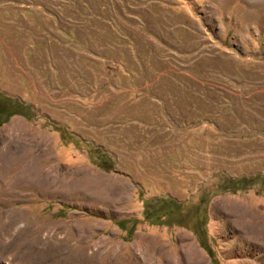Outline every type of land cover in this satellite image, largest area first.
<instances>
[{"label":"rangeland","instance_id":"obj_1","mask_svg":"<svg viewBox=\"0 0 264 264\" xmlns=\"http://www.w3.org/2000/svg\"><path fill=\"white\" fill-rule=\"evenodd\" d=\"M0 93V264H264V0H0Z\"/></svg>","mask_w":264,"mask_h":264},{"label":"trees","instance_id":"obj_2","mask_svg":"<svg viewBox=\"0 0 264 264\" xmlns=\"http://www.w3.org/2000/svg\"><path fill=\"white\" fill-rule=\"evenodd\" d=\"M28 108V105L20 102L16 98L9 97L8 95H4L0 93V126L5 123L12 115L15 114H24V111ZM55 129L60 130L61 132L63 131V127L57 126ZM62 138H64L62 136ZM91 150L92 155L90 156L91 158H94L96 165L103 169V170H109L113 166V162L110 159V156L104 152L101 148L98 147H92ZM257 176L253 177H236V178H229L225 179L224 182V188L229 189L230 191H236L239 189H244L247 185L251 184L256 180ZM163 200L166 204H170L169 207L178 208L179 203L177 201L171 200V199H150V200H143V205H144V210H143V215L146 219L151 218V211H149V206L152 202L155 201H161ZM164 206V205H162ZM158 211V210H157ZM160 212V211H158ZM206 250H208L207 247L204 246Z\"/></svg>","mask_w":264,"mask_h":264},{"label":"bare ground","instance_id":"obj_3","mask_svg":"<svg viewBox=\"0 0 264 264\" xmlns=\"http://www.w3.org/2000/svg\"><path fill=\"white\" fill-rule=\"evenodd\" d=\"M252 231V229H251ZM256 233V232H255ZM151 245V244H150ZM155 245V244H154ZM53 246V245H52ZM155 251V247H153ZM161 248V247H160ZM159 248V249H160ZM61 250V249H60ZM99 250V249H97ZM96 250V251H97ZM162 250V249H161ZM83 251V250H82ZM57 252V250H56ZM67 252V251H66ZM95 253V252H94ZM162 253V252H161ZM93 254V253H92ZM160 254V253H159ZM51 260L50 264H93V255H90L89 257L86 258L85 254L81 253L80 255L78 254H70V255H63L62 252H57L56 254H51ZM164 255V254H163ZM137 256V255H136ZM165 256V255H164ZM137 258V257H135ZM177 258V257H176ZM139 259V258H137ZM142 260V259H141ZM159 260V259H158ZM164 260V259H163ZM166 260V259H165ZM108 264H116L115 260L109 258L107 260ZM136 262V261H135ZM168 262V261H167ZM165 263V262H164ZM132 264V263H131ZM137 264V263H135ZM146 264V262L144 263ZM153 264V263H152ZM163 264V263H162Z\"/></svg>","mask_w":264,"mask_h":264}]
</instances>
